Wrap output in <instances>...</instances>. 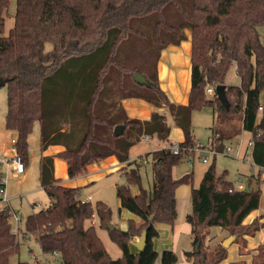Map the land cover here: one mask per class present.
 <instances>
[{
    "label": "trees",
    "instance_id": "trees-1",
    "mask_svg": "<svg viewBox=\"0 0 264 264\" xmlns=\"http://www.w3.org/2000/svg\"><path fill=\"white\" fill-rule=\"evenodd\" d=\"M10 0H0V85L6 84V127L17 132L16 149L25 166L29 161V138L40 124V149L62 145L55 155L40 159V183L50 198L47 208L28 215L24 233L32 234L44 251L62 252L65 264H176L172 249L159 252L154 241L157 223L174 226L178 217L177 188L193 183V172L176 178L173 169L185 157L160 148L141 155L153 159L154 182L142 184L138 159L130 149L143 136L165 140L171 132L166 114L154 111L149 119L130 117L126 98H142L156 107H169L176 126L184 132L181 146H193L192 118L196 110L211 107L217 119L239 125L223 129L222 140L249 131L254 140L252 157L264 171V44L259 27L264 26V0H17L15 22L5 32ZM192 38L191 90L187 104L172 103L160 86L158 61L169 45ZM51 43L52 48L46 49ZM235 66L239 85L227 84ZM141 73L146 81L135 78ZM208 84H226L229 107L217 94L208 95ZM263 106L258 119L259 106ZM123 125L115 135L117 125ZM116 156L128 162L122 169L127 183L118 185L119 209L139 217L128 228L110 225L112 210L102 201L93 205L78 199L80 187L66 186L55 176L54 158L68 164V175H84L88 165ZM218 174L213 161L198 187L191 189L193 244L185 251L192 264H237L225 262L228 248L222 244L208 250V228L219 226L242 236H254L264 227L262 217L250 222L248 215L259 208L262 188L238 190ZM260 175V173H259ZM258 175V180H259ZM139 187L134 194L131 185ZM230 187H234L230 190ZM97 214L109 229L123 255L113 258L92 222ZM147 230L144 249L131 241ZM20 243L11 233L8 211L0 210V264H9ZM211 249V248H210ZM18 263H23L19 261ZM253 264H264V244L258 246Z\"/></svg>",
    "mask_w": 264,
    "mask_h": 264
},
{
    "label": "rangeland",
    "instance_id": "rangeland-1",
    "mask_svg": "<svg viewBox=\"0 0 264 264\" xmlns=\"http://www.w3.org/2000/svg\"><path fill=\"white\" fill-rule=\"evenodd\" d=\"M17 8V0H10V5L6 14V23H5V32L8 34L10 29L13 27L15 22V13ZM187 31H190L187 29ZM191 32V31H190ZM52 48L51 43L46 44V49L50 50ZM227 83L230 85H239L240 77L236 73L235 67H231L227 75ZM264 96V90L261 93V98ZM264 102V101H261ZM8 111V94L6 84L0 85V138L3 139L7 145L11 144L12 138L15 135V132L6 127L5 120ZM168 117V121L171 124L172 120ZM228 123L232 125H239L240 120L234 118ZM225 124V123H224ZM223 121L221 119H215L213 117V110L211 107H205L199 110H196L193 113L192 125H193V134L195 140L200 142L202 145H209L210 138L213 134L215 128L224 127ZM222 125V126H221ZM230 126V128H231ZM229 128V129H230ZM224 129V128H223ZM182 130L176 125H172L171 128V138L172 141H178L182 136ZM252 134L249 132H243V135H240L237 139H230L233 146L238 145L243 142L246 143L249 137ZM40 126L38 122L34 127V130L30 136V152H29V161L27 163L26 171L23 176H13V172L9 174V180L7 184L8 193L11 196V203L15 209H21L23 211L24 219L22 224H25V221L28 215L40 211L44 208H47L50 204V198L45 190L42 188L40 183ZM243 138V141H242ZM160 144L159 139H143L137 145H134L130 149V160L138 159L141 163L139 166V171L142 175V184L146 188H150L154 182L153 178V159L149 155L146 158L140 160L141 155L155 150V147ZM62 146V145H61ZM1 147V145H0ZM6 147V150L9 148ZM1 149V148H0ZM64 149V146H63ZM12 153V152H10ZM105 160V159H104ZM212 160V159H211ZM103 161V160H102ZM102 161L92 163L94 171L85 173L84 175L76 177L77 182H83L82 180H87V183L80 185V193L78 199L83 201H90L95 205L98 201H102L112 210L111 223L117 225L120 228H123L124 223L129 221V217L132 214L128 210L119 209V199L117 196L116 188L117 185H122L127 183L126 174L120 166H116L117 162L111 163V161H104L105 164H102ZM194 161V162H193ZM190 160L189 158L184 157L181 162L176 165L173 169V174L176 178H180L182 175L193 172V183L191 184H181L177 188L176 197H177V211L178 217L176 223H184V228L178 239H174L171 234H166L167 237L163 238V242L160 239L156 240L155 248L161 252L164 249H172L178 255V261L176 264L189 263L192 264L186 257L185 251L193 250L196 246L193 244V235L192 232H188L189 226H187L186 215L191 211V189L192 187H198L200 184L205 170L212 163V161L206 163L197 156L194 159ZM215 162L216 170L218 172H223L227 170V179L232 181L234 187L238 190L255 188L258 186V181L262 188V197L259 206L260 211H264V171L254 164L252 159V153H250V158H237L233 155H219ZM95 164V165H94ZM107 165V166H106ZM99 167L98 171L97 168ZM116 166V167H115ZM97 167V168H96ZM7 166L4 164L0 165V173H7ZM241 174V180L238 181L237 177ZM260 173V175H259ZM259 175V180H258ZM94 179H91V177ZM131 190L133 193L139 191V187L136 184L131 185ZM80 196V197H79ZM135 216V215H134ZM256 217H262L264 221V214L258 215ZM255 217V218H256ZM132 219V218H131ZM134 219V218H133ZM138 222V220H136ZM246 222H250L245 220ZM88 224H94L98 234L101 236L106 249L109 251L110 255L113 258H119L123 255V251L119 244L115 242L109 233V229L101 225L100 219L95 213L91 221L87 222ZM162 225V223H157ZM186 225V226H185ZM164 229V228H163ZM232 233H236L237 236L233 239L231 245L235 242H239L242 246L245 242V237L240 235L237 232H232L228 229H224L219 226H212L208 228V235L206 237L205 245L208 250H212L219 245H221L227 237ZM29 237L26 239L20 238V247L18 253H15L10 258L9 264H17L18 261H27L32 263L34 261V255L41 257L43 250L35 238L34 235L29 234ZM140 236H136L134 241L139 240ZM249 243L252 244H264V227H261L259 231L254 235L253 240H249ZM230 245V246H231ZM229 246V247H230ZM228 247V248H229ZM211 248V249H210ZM242 251H245L242 247ZM251 251V250H250ZM256 253V252H254ZM256 255V254H255ZM254 256V255H253ZM46 257L49 261L53 263V257L50 253H46ZM253 258V260H252ZM257 257H250L248 255H240L237 252L236 248L228 252V262H236L240 264L241 261H246L249 264H253L256 261ZM156 264H159V259Z\"/></svg>",
    "mask_w": 264,
    "mask_h": 264
},
{
    "label": "crops",
    "instance_id": "crops-1",
    "mask_svg": "<svg viewBox=\"0 0 264 264\" xmlns=\"http://www.w3.org/2000/svg\"><path fill=\"white\" fill-rule=\"evenodd\" d=\"M259 31H260V34H261V40H262V42L264 44V26L259 27ZM186 32H187V35H188L187 39L182 41L179 45H169L168 47L164 48L162 50V52H161V55H160V58H159V61H158V73H159L160 86L167 92L170 101L172 103H176V104H187L188 101H189V94H190V90H191L192 38H191V32L190 31H186ZM260 98H261V95H260ZM261 101H264V96H263V98H261ZM123 105H124L128 115L130 117L139 118V119H143V120L144 119H149L154 111H160V112H162L164 114H169V107L168 106L156 107L155 105H153L149 101H147L145 99H142V98H126V99L123 100ZM212 110H213V117L215 119H217L216 111L213 108H212ZM168 116L172 120V122H171V128H172V125H175V123H174L173 117L170 114ZM260 117H261V111H259L258 119H260ZM223 124H224L223 125L224 127H220V128H215L214 129L209 143L217 141V139H219L220 137L223 136V134H222L223 129L222 128L229 129L230 126H231V124L228 123V122H223ZM39 126H40V124H39ZM182 132H183V130H182ZM243 132L244 131H242L240 134H238L237 136H234L233 138H230V139H233V140L237 139L240 135H243ZM245 132H249V131H245ZM15 135H17V132H15ZM15 137L16 136H14L13 138H15ZM230 139L226 138V139L222 140L221 146L218 145V148L219 149H224L227 144H232ZM183 140H184V132L182 133V136H181V138L178 141H172L171 134H169V136L165 140H159L160 144H158L155 147V150L162 148L164 145H166L169 142H178V143H180ZM250 140H253L252 136L249 137V139L247 140L246 143L243 142V146L245 148V149L242 148L243 152H244V157L243 158L248 157V156H246V152L248 150L250 152V145L248 144V142ZM242 141H243V138H242ZM29 143H30V138H29ZM0 145H1V147H0L1 149H5L6 150V147H8L10 149V145L6 146L7 143L1 138H0ZM61 150H63V146H61V145H51L44 151H42L40 149V157L43 156V155H55L56 153H58ZM219 155H226V154H216V155H214L211 158L212 160H210V161H212V162L215 161L216 158ZM249 155H250V153H249ZM196 156H194V157H196ZM194 157H193V159H194ZM186 158H188V157H186ZM189 159L193 161V159H191V158H189ZM252 159H253V157H252ZM104 161H111V163L117 162L116 166H120L121 165L120 167H123L124 165L128 164L127 161L124 162V163L120 162L117 159V157L114 156V155L109 156L108 158L103 160L102 161L103 165L105 164ZM54 163H55V176L58 179H60V183L66 185V186H73V187H81L80 185H82L84 183H87L88 179L85 180V178H84V180H82L83 182H77V180H75L76 177L75 178H70L69 177V175H68V164H67V162L65 160H63V159H61L59 157H55L54 158ZM96 164H98V163H96ZM256 166L260 169V167L258 165H256ZM98 169H99V167L97 168V171H98ZM87 170H89L90 172L94 171V167H92V164L88 165ZM225 171L227 173V170H224L223 172H225ZM87 172L88 171H86V173ZM223 172L220 173V172L217 171V173L219 175L222 174ZM239 176H241L240 173H239V175L237 177L238 181L240 180ZM94 177H96V176L91 177V179H94ZM226 179H227V174H226ZM117 187H118V185H117ZM116 191H117V188H116ZM134 194H136V193H134ZM261 214H264V211H260L259 208H258L256 210L252 211L248 215L246 220L247 221H252L256 216L261 215ZM134 215H132L128 219H131V218L133 219L134 218L135 220H139V217L137 215H135V216ZM187 224H188L187 226H189V227H187L188 228V232H191L192 231V226L188 222H187ZM127 228H128V222H125L124 226H123V229H127ZM183 228H184V223L182 224V223H179V222H177L173 227L168 225V224H163V223H162V225H158V229H159L160 235H159L158 238L155 239L154 244L156 243V240H158V239H160L161 242H163V240H164L163 238L167 237L166 236L167 233L168 234L172 233V236L174 237V239L175 238L178 239V237L182 233ZM244 237H245V242H244L243 246L239 242H235L233 245H231L228 248V252L230 250L236 248L237 252H239L240 255H248L250 257H254V256L257 257L258 246L259 245L258 244L249 243V240H253L254 236L245 235ZM134 239L132 241H134ZM131 244H132V242H131ZM242 247H244L245 251H247V252L242 251ZM254 252H256V253H254ZM252 260H253V258H252ZM228 261L229 260H228V256H227V259L225 260V262L229 263ZM232 263H236V262H232ZM239 263L240 264H249L246 261H241ZM159 264H160V261H159ZM181 264H189V263H181Z\"/></svg>",
    "mask_w": 264,
    "mask_h": 264
},
{
    "label": "built area",
    "instance_id": "built-area-1",
    "mask_svg": "<svg viewBox=\"0 0 264 264\" xmlns=\"http://www.w3.org/2000/svg\"><path fill=\"white\" fill-rule=\"evenodd\" d=\"M216 86V84H208L206 87V93L208 95L216 94ZM259 110H263L262 105L259 106ZM143 139H151V137L143 136ZM253 143L254 140H250L248 142V144L250 145V152L248 150L246 152V156H248L249 158V153L252 152ZM162 148L171 149L175 154H179L184 150L186 157L193 159V157L197 155L206 163L209 162L211 158L216 154L233 155L237 158L244 157L242 143H239L236 146H233V144H227L224 149H219L216 141L210 143L209 145H202L200 142L195 140L193 146H181L178 142H169ZM1 164L6 165L8 168L5 175L0 173V210L8 211V223L10 224L11 233L16 237V241L20 243V238L26 239L27 237H29L28 233H24L25 224H22V221L25 217L21 209H15L13 207L11 203V196L9 195L7 189L9 174L11 172H13V176H23L26 171V166L21 156L17 153L15 138L12 139L9 150L0 149V165ZM239 179L241 180V177ZM233 189L234 187H230V190ZM46 253H50L52 255L53 263L47 259ZM33 257L34 261L32 263L21 261L23 262L21 264H65L63 262L62 252L57 249H53L51 251L43 250V254L41 257H37L36 255H34ZM18 262L17 264H20Z\"/></svg>",
    "mask_w": 264,
    "mask_h": 264
},
{
    "label": "water",
    "instance_id": "water-1",
    "mask_svg": "<svg viewBox=\"0 0 264 264\" xmlns=\"http://www.w3.org/2000/svg\"><path fill=\"white\" fill-rule=\"evenodd\" d=\"M135 78L137 80H140L143 82L146 81V78L141 73H137L135 75ZM226 90H227L226 84H218L216 86V94H217L219 100L223 103L224 106L229 107V99H228ZM122 131H123V125H121V124L117 125L114 129L115 135H120L122 133ZM236 236H237L236 233H232L229 237H227V239L222 243V245L225 248H228ZM146 240H147V230L145 229L143 231L142 235L140 236L139 240L131 241V242L138 250H142V249H144V247L146 245ZM198 249H199V244H197L195 247V250H198Z\"/></svg>",
    "mask_w": 264,
    "mask_h": 264
}]
</instances>
